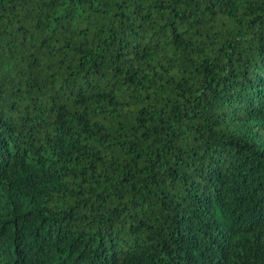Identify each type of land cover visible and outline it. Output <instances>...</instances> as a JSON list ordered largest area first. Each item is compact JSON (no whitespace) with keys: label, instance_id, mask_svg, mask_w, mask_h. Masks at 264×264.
<instances>
[{"label":"trees","instance_id":"trees-1","mask_svg":"<svg viewBox=\"0 0 264 264\" xmlns=\"http://www.w3.org/2000/svg\"><path fill=\"white\" fill-rule=\"evenodd\" d=\"M0 264H264V0H0Z\"/></svg>","mask_w":264,"mask_h":264}]
</instances>
